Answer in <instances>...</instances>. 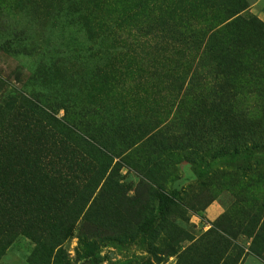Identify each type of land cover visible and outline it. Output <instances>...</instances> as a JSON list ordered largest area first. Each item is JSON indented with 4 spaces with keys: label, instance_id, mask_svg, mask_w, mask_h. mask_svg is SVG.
Instances as JSON below:
<instances>
[{
    "label": "rangeland",
    "instance_id": "obj_1",
    "mask_svg": "<svg viewBox=\"0 0 264 264\" xmlns=\"http://www.w3.org/2000/svg\"><path fill=\"white\" fill-rule=\"evenodd\" d=\"M0 187V264H264V0H0Z\"/></svg>",
    "mask_w": 264,
    "mask_h": 264
},
{
    "label": "trees",
    "instance_id": "obj_2",
    "mask_svg": "<svg viewBox=\"0 0 264 264\" xmlns=\"http://www.w3.org/2000/svg\"><path fill=\"white\" fill-rule=\"evenodd\" d=\"M15 93H17V95H20V100L33 107L36 113L38 112L39 115L43 114L45 117H48L60 127L61 131L59 133V136L55 138L56 141L60 138L59 140L61 141V143L65 140L70 144H73V146L61 149L60 152L57 151L51 156L45 154L42 156L34 157V162H36L40 167H46L52 162L59 164L64 163L85 165V163L90 160L99 166L98 172H96L92 178L94 183H99V181L104 178L107 170L112 167V164L115 160L113 159L112 155L108 153L106 148L101 147L98 140L93 136H86L85 134H81L73 123L58 119L53 115L51 116L52 111L43 107L36 99L26 97L18 90ZM75 143H78L79 145H74ZM121 163L122 160L119 159L117 161V165ZM1 190H3V188Z\"/></svg>",
    "mask_w": 264,
    "mask_h": 264
}]
</instances>
